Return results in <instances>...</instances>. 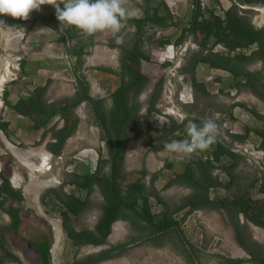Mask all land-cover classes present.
I'll return each mask as SVG.
<instances>
[{"label": "rangeland", "instance_id": "rangeland-1", "mask_svg": "<svg viewBox=\"0 0 264 264\" xmlns=\"http://www.w3.org/2000/svg\"><path fill=\"white\" fill-rule=\"evenodd\" d=\"M176 18H184L190 10L192 0H166ZM216 4L217 10L229 9L233 5V0H210ZM143 0H128L129 8L142 9ZM63 8V4L60 5ZM246 8V6H241ZM254 9L252 23L257 28H264V14L262 5L251 7ZM55 15V8L52 5H42L40 10H34L30 15L47 17ZM26 24L22 27H9L0 25V116L10 123L11 138L8 139L0 131V170H4L10 177L12 185L21 189L25 201L22 204L24 210L21 213L23 224L20 227L19 236L7 235L5 247L17 255L22 264H43L42 257L33 246L34 242L48 241L51 245L52 264H70L75 259L84 258L90 254H96L102 249L118 243H128L129 250L122 257L103 262L101 264H225L227 259L244 260L240 264H257L251 260L237 243L233 227L229 222L227 213L224 210L208 211L198 210L190 214L182 223L181 229L171 231L168 234L154 239L151 242H144L148 230L145 228L136 229L128 221H119L116 224L117 230L112 232L108 239V245L102 247L85 246L80 249L72 247L62 228V220L57 212L47 214L40 202V196L50 188H59L67 179L68 175L76 170L77 165H84L86 170L93 171L99 157V150L106 155L105 143L101 140L99 129L93 124V113L88 104L82 103L76 109V115L81 122L75 135L71 137L64 148V152L59 157H50L49 166L34 174L37 182L54 181V184L47 187H38L31 182V171L22 165L14 156L15 149L11 148L9 142L23 152L46 150L47 140L40 146H34L41 138L43 130L36 132L32 128V123L23 116L16 114L11 108L6 107L3 101L5 90L10 92V100L15 103L20 97H26L39 85L51 83L46 95L50 101H56L65 97H73L77 91V77L84 76V80L90 85V95L94 99H107L106 104L110 106L109 95L118 86L120 80L116 75L108 74L99 68H112L120 71L121 51L119 48H112L110 44L130 46L134 38V28L126 24L121 30L124 42L117 44L113 34L110 32H98L88 36L77 30L78 39L68 41L63 39L59 32L45 25L42 21L37 22L30 30H26ZM155 29H149L148 34H153ZM157 32H161L160 35ZM157 38L168 37L177 33V29L158 28ZM15 35L19 40L16 47H11V42L6 38V34ZM78 41L86 43V55L82 64L79 65L77 58L71 49ZM182 46L175 60L170 61L163 58V49L155 50L152 46L145 44V49L151 51L152 62L143 63L142 70L152 79V85L159 79L165 78L162 95L167 91L173 93L176 107L186 116L187 120L192 118H216L220 114V120H215L222 129L217 133L216 139L241 155L238 168L235 170L237 181L233 189L226 192L224 189L210 191L211 198L217 194L228 196L229 194L243 193L255 179H261L256 188L251 191L254 199L264 200V195L260 193V185L264 182V157H259L261 138L255 130H264V120H258L251 110L257 111L264 116V103L253 94L242 91L238 92L231 88V75L223 70L210 69L205 65L198 68V79L203 82L209 92L204 94L193 87L189 75L180 72V68L194 53L199 50V46L190 37ZM179 48L180 46H176ZM187 48L186 51L183 50ZM181 48V47H180ZM250 54L251 50L244 51ZM205 53H207L205 51ZM26 60L33 74L22 76L20 63ZM169 63V65H165ZM11 67V68H10ZM244 67L253 72H261L264 78V65L262 62L253 61L244 64ZM6 79L1 83L2 78ZM151 87L140 97L144 103L142 110L145 113L147 101L151 93ZM186 89L193 95V102L186 104L180 101V94ZM160 98V100H161ZM185 100V97L183 98ZM160 101L158 102L159 105ZM166 106H170L167 105ZM235 104H244L246 107H234ZM157 105V106H158ZM175 120V119H174ZM153 130L145 133L138 141L128 147L126 155V170L128 178L126 183L137 181L141 178V172L146 170L148 176L144 179L150 183L151 175L158 173L159 179L155 186L160 191L163 198L171 209L182 203L183 199L194 190L184 185H174L169 189H163L166 183L174 178L177 173L183 172L187 164H191L193 156L169 155L164 150L155 152L150 149L151 143L161 144L164 142L162 127L158 123L156 114L150 119ZM228 123V129L224 127ZM179 123V122H177ZM62 124V121H60ZM181 124V123H179ZM251 130L246 141H237L233 135H244ZM233 132V133H231ZM176 138L180 137L176 133ZM173 138V140H176ZM184 139V138H183ZM24 144L25 147H21ZM236 144L239 148L234 147ZM213 148V147H212ZM14 151V152H13ZM47 151V150H46ZM36 165L40 164V158H32ZM231 160L227 159L226 164ZM167 163L172 164L171 168H166ZM194 166L195 164L192 163ZM109 168L105 169L108 172ZM216 175L226 181V175L221 169L214 171ZM15 175L20 178L18 186L13 179ZM126 185V184H125ZM68 192L70 187L65 186ZM84 195L83 192L81 193ZM37 196V197H36ZM103 197L97 187L92 195L90 208L75 223L77 229H94L99 217L102 214L101 206ZM153 211L159 213L161 206L151 200ZM184 213L176 215L182 218ZM10 218L0 210V225L9 223ZM244 224L245 236L249 246L254 251H261L264 254V240L256 236H263L256 233L253 224L241 216ZM59 227L60 232L56 230ZM258 228V227H257ZM264 231L263 229H261ZM256 234V235H255ZM256 237L257 239H254ZM58 244V249L53 254V248ZM2 252L0 248V253ZM17 264V263H7Z\"/></svg>", "mask_w": 264, "mask_h": 264}, {"label": "trees", "instance_id": "trees-1", "mask_svg": "<svg viewBox=\"0 0 264 264\" xmlns=\"http://www.w3.org/2000/svg\"><path fill=\"white\" fill-rule=\"evenodd\" d=\"M217 1V0H215ZM225 1V0H223ZM141 14L138 18L127 21L128 27L134 28V38L130 46L110 44L112 48L121 51L120 71L112 68H99L108 74L116 75L120 82L109 95L110 106L107 99H94L90 95V85L84 80V76L77 77V91L73 97H65L53 102L47 98V92L51 80L44 85L36 86L26 97H20L15 103L10 100V92L5 90L3 101L6 107L11 108L16 114L27 118L32 123L34 131L43 130L41 138L34 146H40L47 138L46 150L54 157L63 154L67 141L75 135L80 125V118L76 115V109L86 103L93 113V124L101 134V140L106 146V155L99 150V157L93 171L79 172L75 170L68 175V179L59 188H50L40 196V202L47 214L57 212L62 220V228L72 247L80 249L85 246L102 247L108 245V239L113 232V226L119 221H128L136 229L142 228L149 231L144 242H151L171 231L181 229L185 219L198 210L219 211L227 213L229 222L233 227L235 239L238 245L250 255L251 260L257 264H264V254L250 248L245 236L244 224L241 216L264 230V200L254 199L251 191L254 190L261 179H255L247 186L243 193L229 194L228 196L216 195L211 198V189H224L229 192L233 189L241 155L233 152L229 146L220 143L217 139L204 151L193 154L183 172L177 173L169 180L163 189H169L174 185H184L194 191L186 196L182 203L171 209L169 204L156 188L155 183L159 174H153L150 183L144 182L149 175L146 170L141 172V178L134 182L126 183L128 172L126 170V155L128 147L141 139L145 133L153 130L151 117L159 112L158 102L162 95L165 78L159 79L152 85V79L142 70L143 63H151V51L145 49V44L159 50L168 44L183 45L190 37L199 46L191 57L182 64L179 69L184 75H189L193 87L209 95L208 89L198 79V68L205 65L210 69L223 70L231 75V88L238 92L247 91L264 103V78L261 72H253L244 67L245 63L259 61L264 65V28H257L252 23L256 5L264 6V0H233L229 9L219 12L216 4H210L203 9L200 0H192L189 13L184 18H176L166 0H143ZM241 6H246L243 8ZM5 26L22 27L26 24L27 31L42 21L45 25L59 32L63 39L74 41L78 39L75 27H68L60 31V22L56 14L47 17L30 15L29 19H16L11 16L0 15ZM176 28L177 33L168 37L157 38L158 28ZM155 29L153 34H148L149 29ZM222 44L229 50L241 48L251 50L234 57L224 52H213V48ZM86 43L78 41L71 53L75 55L79 65L86 55ZM208 50L207 53L205 51ZM169 65V63L165 64ZM22 76L33 74L26 60L20 63ZM151 87V93L147 101L145 113L142 112L144 103L141 95ZM246 107L244 104H235L234 107ZM251 113L258 119L264 120V116L257 111ZM200 123L201 118H192ZM62 121V124H60ZM188 120L179 124L171 119L169 126H163V143H151L150 149L158 152L164 150V143L176 138V133L181 136L176 140L185 138V126ZM10 123L0 116V131L11 138ZM251 130L244 135H233L237 141H246ZM261 138L260 149L264 151V130H255ZM21 147H25L21 144ZM213 147V148H212ZM201 153H209L214 157L213 161L198 159ZM230 159L231 163L226 164ZM194 163L195 166L192 164ZM108 172H105L106 168ZM166 168L172 164L167 163ZM221 169L228 177L222 181L214 171ZM126 184V185H125ZM65 186L71 188L65 191ZM99 188L103 197L101 206L102 214L94 229H77L75 223L90 208L92 195ZM260 193L264 195V182L260 185ZM83 192V196L82 193ZM161 206V211H153L152 202ZM25 196L21 189L15 188L10 177L4 170H0V210L6 214L10 221L0 225V264H22L21 259L5 247L7 235L19 236L20 227L23 224L21 216L24 210ZM184 213L182 218L176 215ZM128 243L109 245L96 254H90L84 258L75 259L70 264H101L103 262L122 257L129 250ZM33 246L42 257L43 264H52L51 245L48 241L34 242ZM244 260L227 259L225 264H240Z\"/></svg>", "mask_w": 264, "mask_h": 264}, {"label": "clouds", "instance_id": "clouds-1", "mask_svg": "<svg viewBox=\"0 0 264 264\" xmlns=\"http://www.w3.org/2000/svg\"><path fill=\"white\" fill-rule=\"evenodd\" d=\"M42 5L54 6L60 31L75 27L88 36L110 32L117 44L124 42L121 30L127 21L141 14L139 8L127 6L128 0H0V15L27 20L30 13L40 10ZM4 24L0 19V25ZM185 133L182 140L166 141L164 151L169 155L191 156L207 150L216 140L217 124L211 117L202 118L199 124L189 119Z\"/></svg>", "mask_w": 264, "mask_h": 264}, {"label": "built area", "instance_id": "built-area-1", "mask_svg": "<svg viewBox=\"0 0 264 264\" xmlns=\"http://www.w3.org/2000/svg\"><path fill=\"white\" fill-rule=\"evenodd\" d=\"M200 2H201V6L203 9L210 7V4H211L210 0H200ZM157 34L160 35L161 32H157ZM180 47L177 48L175 44H168V45L164 46L163 48H165V49L161 48L164 51L162 53L163 58L168 59L170 61L175 60L179 51H181V49H182L181 45H180ZM186 49H187L186 47H185V49L183 48L184 51H186ZM244 51H246V50H243L241 48H238L236 50H229L222 44H218L213 48V52H215V53L224 52L227 55L232 56V57L239 55V54H242V53H244ZM206 52H208V50H206ZM173 96L174 95L171 91H169V95H168V92L166 91L163 94V97L161 98L159 105L157 106V108L160 111L155 113V114H156L157 121L161 125V127H163L165 125L169 126L171 123V119H173V120L175 119L176 122H179L182 124L188 118L186 116V114H184L178 107H176ZM184 97H185V100L183 99ZM179 99L181 102L186 103V104H190L194 101L193 95L188 93V91H186V89L180 94ZM164 103H166L167 105L170 104V106L165 107ZM215 120H220V114L216 115ZM216 124H217V122H216ZM222 127H221V125L217 124V133L220 132ZM224 127H226L227 129L229 128L227 122L224 124ZM231 133H233V132H231ZM234 147L239 148V145L236 144ZM232 151L235 152L233 147H232ZM237 151H238V149H237ZM237 151H236V153H237ZM259 157H261V158L264 157V151L263 150H261L259 152ZM198 159H201L203 161H213L214 157L209 153H201L198 155ZM69 190H71V188ZM212 190H214V189H211V191ZM65 191L68 192L67 188H65Z\"/></svg>", "mask_w": 264, "mask_h": 264}, {"label": "crops", "instance_id": "crops-1", "mask_svg": "<svg viewBox=\"0 0 264 264\" xmlns=\"http://www.w3.org/2000/svg\"><path fill=\"white\" fill-rule=\"evenodd\" d=\"M7 35V39L9 40V42H11V47H16L15 45H17L19 42L15 41L14 39H18L15 35H19L20 38H21V34L19 33H15V34H6ZM20 40V39H18ZM11 68V67H10ZM14 152V151H13ZM44 153V154H43ZM14 156L18 159V161L24 165L25 167H27L30 171H31V182L33 184H35L36 186L38 187H47L49 185H52L54 184V181L50 180V181H42V182H37V180H35V177H34V174L37 172V171H41L42 169L49 166V160H50V157L53 155L46 151V150H38V151H31V152H23L21 150H19L18 148L15 149V152L13 153ZM41 155V156H40ZM44 155V157H43ZM34 156H38L40 158V164L39 165H36L35 162H33L32 158ZM76 170L79 171V172H83L86 170V168L84 167V165L80 164V165H77L76 166ZM218 170V169H217ZM88 171V170H87ZM90 172V171H89ZM223 173V172H222ZM215 174V172H214ZM225 174V173H223ZM216 175V174H215ZM222 174H220L221 176ZM226 175V174H225ZM219 176V174H218ZM219 176V177H220ZM220 179L222 181H224V179L222 177H220ZM226 179L228 180V177L226 176ZM226 180V181H227ZM19 181H20V178L18 175H15L14 179H13V182L15 183V185L18 186L19 184ZM217 190V189H215ZM37 197V196H36ZM117 226L118 224H114L113 226V230L116 231L117 230ZM254 227V225H253ZM257 227V226H256ZM259 228V227H258ZM60 228L58 227V229L56 228V230L58 232H60L59 230ZM261 229V228H260ZM235 235V234H234ZM256 235V234H255ZM258 239H263L264 240V236H256ZM256 237H254V239H257ZM55 248H53V254L56 253L57 249H58V244L56 243V245L54 246Z\"/></svg>", "mask_w": 264, "mask_h": 264}, {"label": "bare ground", "instance_id": "bare-ground-1", "mask_svg": "<svg viewBox=\"0 0 264 264\" xmlns=\"http://www.w3.org/2000/svg\"><path fill=\"white\" fill-rule=\"evenodd\" d=\"M226 1V0H225ZM261 12L264 14V8H262L261 9ZM15 41H17V42H19V40L18 39H14ZM16 46V45H15ZM6 82V79L3 77L2 78V81H1V83H5ZM10 145V144H9ZM10 147L11 148H13V149H17V147H13V146H11L10 145ZM44 154V153H43ZM41 156V155H40ZM43 157H44V155H43ZM57 229H58V227H56ZM254 230H255V232L256 233H259V234H262L263 236H264V231H262L260 228H254ZM55 248V247H54Z\"/></svg>", "mask_w": 264, "mask_h": 264}, {"label": "water", "instance_id": "water-1", "mask_svg": "<svg viewBox=\"0 0 264 264\" xmlns=\"http://www.w3.org/2000/svg\"><path fill=\"white\" fill-rule=\"evenodd\" d=\"M9 144H10L11 146H13V147H16V146H14L12 143H10V142H9ZM50 155H51V154H50ZM51 255H52V251H51Z\"/></svg>", "mask_w": 264, "mask_h": 264}]
</instances>
